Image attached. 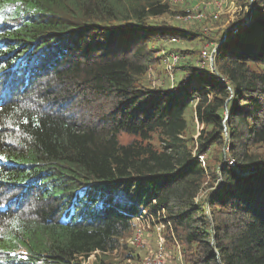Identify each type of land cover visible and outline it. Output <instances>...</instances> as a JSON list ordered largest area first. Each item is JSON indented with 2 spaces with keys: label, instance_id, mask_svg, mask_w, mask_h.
Masks as SVG:
<instances>
[{
  "label": "trees",
  "instance_id": "1",
  "mask_svg": "<svg viewBox=\"0 0 264 264\" xmlns=\"http://www.w3.org/2000/svg\"><path fill=\"white\" fill-rule=\"evenodd\" d=\"M231 1L255 19L220 44L230 24L159 22L190 13L170 0H0V264L104 257L143 210L186 264H264V0ZM172 37L217 43L215 70L182 50L151 90L149 43Z\"/></svg>",
  "mask_w": 264,
  "mask_h": 264
},
{
  "label": "rangeland",
  "instance_id": "2",
  "mask_svg": "<svg viewBox=\"0 0 264 264\" xmlns=\"http://www.w3.org/2000/svg\"><path fill=\"white\" fill-rule=\"evenodd\" d=\"M216 0H185V3L180 5H174L171 11L177 13L179 11L189 10L191 15H193V11H201L205 14V17L200 21L197 19L191 18L187 20L177 19V16L168 15L166 17H162L159 22H165L169 25L182 27L183 29H188L190 33L199 34L201 33L203 36H209V38L214 35L217 28L227 26L228 24L232 25L236 19H241L244 21L249 19V13H246V9H241L234 1L228 0L226 5H222L221 7L214 8L213 3ZM199 3V4H197ZM196 4L199 6L198 9L194 8ZM251 5V2L249 3ZM250 8L248 9V11ZM214 13L218 14V18L216 20H211L210 15ZM251 13V11H250ZM254 15L251 16L249 22L254 21ZM200 38V37H199ZM179 39V38H178ZM210 43L216 44L215 42L205 40L201 41L200 39H194L189 42L183 43L180 39L178 42H170L169 38L154 40L149 43V46L155 50H157V55H160L162 58V66L151 67L145 76L144 83L151 90H158L162 87H172L175 79L177 78V73L174 72V67L178 65L179 61H182L183 64L186 60L190 59V56H185L181 51H197L195 55V60H193V64H196L197 58L200 60V55L198 56V52L201 53L204 45H209ZM215 46V45H214ZM211 46L210 49H212ZM195 49V50H194ZM178 55L179 60L176 62L172 71L167 73L165 71L164 60L165 57L170 54ZM197 56V57H196ZM197 65V64H196ZM214 68V63H213ZM208 70V69H205ZM215 70V68H214ZM51 106L54 109L58 110V112L62 113V111H68L70 114L76 113L78 117H81L84 114L91 116L93 114H97V110L93 111H84L80 107H72L68 106ZM193 104L187 110V118L189 123V128L185 133V137L188 139L197 140V136L200 132L201 126L196 122L195 119H191L190 116L193 112ZM91 114V115H90ZM87 118V117H85ZM93 118V116L91 117ZM91 120V119H87ZM137 137L131 135H121L120 141L122 143L131 142L136 140ZM151 142L156 147L159 142L156 136L151 137ZM264 149V148H263ZM217 150H213L212 152L207 153L204 157L211 156L209 160L213 158V153H217ZM204 157H199L201 162L204 161ZM220 180V179H219ZM221 184V183H220ZM211 190V191H210ZM216 190V186L208 191H204L200 194V198H205L207 194ZM165 228L159 218H148L143 224L139 227H135L132 225V229L128 236L123 237L119 240V247L111 253L104 255V257L97 253L89 256L88 258L81 260V264H186L182 257L181 247L178 245L176 241L167 242L165 237ZM102 260V262H101Z\"/></svg>",
  "mask_w": 264,
  "mask_h": 264
},
{
  "label": "built area",
  "instance_id": "3",
  "mask_svg": "<svg viewBox=\"0 0 264 264\" xmlns=\"http://www.w3.org/2000/svg\"><path fill=\"white\" fill-rule=\"evenodd\" d=\"M172 3H175V4H184L185 0H170ZM228 0H216L214 1L213 3V6L214 8L216 7H221L223 4L226 5V2ZM199 4V3H197ZM196 4V6L194 8L198 9L199 6ZM187 12H189V10H186ZM193 15H191V13H188L187 15L185 16H177L176 18L177 19H182V20H187V19H190L191 16L192 18L194 19H197L198 21H200L202 18L205 17V14L201 11H193L192 13ZM210 18L211 20H216L218 18V14L217 13H212L210 15ZM178 38H175V37H172V38H169V41L170 42H178ZM225 39H221L220 40V44L224 41ZM215 45V46H214ZM211 46H214L211 48ZM218 48V44H212L210 43L209 45H204L201 53H200V60L198 59L197 60V65L201 68H206L210 71V73H213L214 72V68H213V63H214V55H215V52ZM180 57H178V55L172 53L170 54L169 56L165 57V60H164V66H165V71L167 73L171 72L172 71V68L174 67V65L176 64V62L179 60ZM230 164H232V162H230ZM152 218V216L150 215H147V213L143 210L139 215H136L134 218H133V223L135 225V227H139L141 224H143L145 221L148 220V218Z\"/></svg>",
  "mask_w": 264,
  "mask_h": 264
},
{
  "label": "water",
  "instance_id": "4",
  "mask_svg": "<svg viewBox=\"0 0 264 264\" xmlns=\"http://www.w3.org/2000/svg\"><path fill=\"white\" fill-rule=\"evenodd\" d=\"M249 13V12H248ZM251 18V13L248 14ZM249 18V19H250ZM249 19H246L244 21H241V19L236 20L235 22L232 23V25L229 26V28L227 29V31H225V33L223 34V38L226 37L227 32H231V33H236L239 29H241L242 27L248 25ZM222 38V39H223Z\"/></svg>",
  "mask_w": 264,
  "mask_h": 264
},
{
  "label": "snow or ice",
  "instance_id": "5",
  "mask_svg": "<svg viewBox=\"0 0 264 264\" xmlns=\"http://www.w3.org/2000/svg\"><path fill=\"white\" fill-rule=\"evenodd\" d=\"M0 159H2V157H0Z\"/></svg>",
  "mask_w": 264,
  "mask_h": 264
},
{
  "label": "bare ground",
  "instance_id": "6",
  "mask_svg": "<svg viewBox=\"0 0 264 264\" xmlns=\"http://www.w3.org/2000/svg\"><path fill=\"white\" fill-rule=\"evenodd\" d=\"M201 68V67H200Z\"/></svg>",
  "mask_w": 264,
  "mask_h": 264
}]
</instances>
